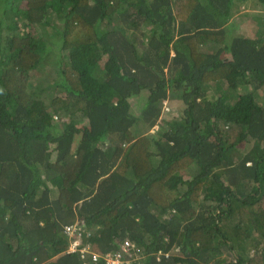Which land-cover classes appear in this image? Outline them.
Listing matches in <instances>:
<instances>
[{
	"label": "trees",
	"instance_id": "16d2710c",
	"mask_svg": "<svg viewBox=\"0 0 264 264\" xmlns=\"http://www.w3.org/2000/svg\"><path fill=\"white\" fill-rule=\"evenodd\" d=\"M259 12L0 0V264H107L127 240L134 264H264ZM74 223L98 259L69 251Z\"/></svg>",
	"mask_w": 264,
	"mask_h": 264
},
{
	"label": "built area",
	"instance_id": "2783aa9c",
	"mask_svg": "<svg viewBox=\"0 0 264 264\" xmlns=\"http://www.w3.org/2000/svg\"><path fill=\"white\" fill-rule=\"evenodd\" d=\"M65 231L69 235L70 247L69 251H82V256L86 260L89 258V254L92 255L94 260L98 259L101 255L98 252L91 250L89 245L80 247L82 241V229L76 223L65 225ZM130 241H125V244L120 247L116 252H108L103 255L107 264H134V261L137 260V255H133L129 252ZM86 264V263H84ZM142 264V263H139Z\"/></svg>",
	"mask_w": 264,
	"mask_h": 264
},
{
	"label": "rangeland",
	"instance_id": "374dc122",
	"mask_svg": "<svg viewBox=\"0 0 264 264\" xmlns=\"http://www.w3.org/2000/svg\"><path fill=\"white\" fill-rule=\"evenodd\" d=\"M252 4H250V5H248V6H243L242 7V11H241V13H238V14H236L235 15V17H233V20H235L234 22L236 23V22H240V26H239V32H246L247 30H248V28H247V24H246V22H245V20L248 18L246 15H244L245 13L244 12H246V11H248V10H251L252 8ZM243 12V13H242ZM259 14H262V13H260L259 12ZM261 16V17H260ZM260 16H258V14L256 15V18L259 20V22H258V24H259V29L260 30H263V27H264V14H262V15H260ZM12 17H13V15H12V13H9L8 14V17H7V22H14L13 20H12ZM254 21H255V17H254ZM25 28H26V30H28L32 35H37L38 37H42V36H44L45 35V33L43 32V31H40V30H38L39 29V27H38V25H33V24H26V26H25ZM11 30V29H10ZM22 30L20 29L18 32H21ZM60 42H61V40H60ZM56 48V47H55ZM54 48V50H55V52L54 53H56L57 51H56V49ZM56 56H54L53 57V67L54 68H56L57 66V64H56ZM47 68L48 67H50V65L49 66H46ZM57 69L55 70H53V76H55L56 74H57ZM34 83H36V78H34ZM144 93H146V91L144 92ZM144 96H145V94H143V95H138V96H135V97H133L132 98V107H133V109H134V111L135 112H137L139 109H140V107H141V103L143 102V100H144ZM172 105H173V107H171V111L172 112H174V113H176L177 112V106L179 105V103L177 102V101H175V100H173L172 101ZM60 118H61V116H58L57 117V121L58 120H60Z\"/></svg>",
	"mask_w": 264,
	"mask_h": 264
}]
</instances>
